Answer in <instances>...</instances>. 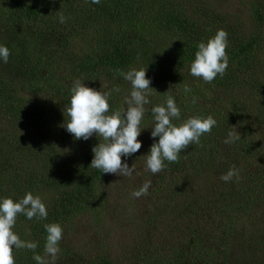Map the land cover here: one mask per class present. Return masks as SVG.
Instances as JSON below:
<instances>
[{"label":"trees","instance_id":"16d2710c","mask_svg":"<svg viewBox=\"0 0 264 264\" xmlns=\"http://www.w3.org/2000/svg\"><path fill=\"white\" fill-rule=\"evenodd\" d=\"M10 1L14 10L6 19L10 20L8 28L4 24L8 33L5 46L10 49V57L7 63L0 59V198L10 197L18 202L26 193L32 192L45 203L46 219L29 220L20 214L14 226L22 240L28 236L37 242L36 253L45 245L47 233L44 224H63L81 212L94 214L100 194L98 183L106 176L101 170L90 167L94 158L92 149L100 142L98 137L94 134L88 140H75L61 127L66 119L63 109L70 102L73 81L80 79L92 85L98 80L110 79L113 87L125 81L117 69L126 72L155 52L152 45L143 46L139 40L145 29L141 28L139 11L135 13L131 5L138 0H101L99 4H93L91 0H45V6L40 5L41 0ZM53 1L56 2L50 3ZM151 1L146 0V3H150L149 13L157 27V36L164 38L161 47L175 40L172 47L174 65L172 58L170 61L167 57L161 58L159 63L153 57L146 59L151 69L164 77L170 79L176 73L171 79L174 88L170 94L182 117L173 123L179 124L189 117L208 116L217 122L210 133L201 136L199 144H191L180 153L178 163L165 161L164 170L154 176L155 189L166 185L164 191L168 192V173L173 172V168L178 169L180 164L191 167L195 162L194 176L203 170L210 173L209 191L202 206L203 216H215L211 218L212 228L220 231L214 232L213 236L210 233L214 248L206 261L226 264L230 243L242 246L247 232V240L251 243L248 215L251 208L259 206L262 209L264 204V162L255 166L243 164L245 153L250 149L249 142L243 139L238 142L239 147L235 143L231 147L227 144V152L217 161L213 158L206 160V154L213 157L216 143L226 138L228 123L235 122V117L240 116L238 112L251 110L230 96L228 91L235 81L238 86L252 82L251 79L255 78L251 73L253 68H264V0H256L258 4L250 8L251 30L224 29L228 33L226 52L229 65L223 77L218 75L211 83L193 77L190 70L188 74H178L180 68L191 65L198 43L206 42L218 30L205 24L201 16L196 18L197 13H191V16L185 13L182 18V8L179 9L172 0ZM69 8L74 10L73 14ZM61 13L67 17L65 23H60ZM168 13L172 17L164 16ZM75 43L79 46L76 47ZM190 75L195 83L188 85L191 92L185 94L182 89ZM98 88L101 91L112 89H102L99 84ZM193 96L197 98L196 103L192 102ZM208 96L215 101L211 102ZM259 104L256 121L260 132L256 133L262 134L264 99ZM57 107L61 111L56 110ZM233 165L239 170V178L234 177L230 182L221 180V174ZM160 213L156 212L153 218ZM153 218L149 217L147 223ZM201 227L163 254L162 263L194 264L196 260L204 261V253H199L202 246L199 245L210 230L208 226ZM260 236L264 243V230ZM262 247V258L245 263L264 264ZM29 251L34 254L33 250ZM14 256L15 264H37L35 260L22 261L19 252L14 251ZM48 257L51 264L52 258ZM55 264L114 263L105 255H97L88 263L82 262L60 248Z\"/></svg>","mask_w":264,"mask_h":264},{"label":"rangeland","instance_id":"374dc122","mask_svg":"<svg viewBox=\"0 0 264 264\" xmlns=\"http://www.w3.org/2000/svg\"><path fill=\"white\" fill-rule=\"evenodd\" d=\"M149 1L150 3L152 2L151 0ZM153 1L165 2L163 0ZM171 2H175L179 9L182 8V18L185 17V13L186 16H191V13L192 15L197 13L195 14L196 18L201 16L205 24L212 25L216 30L234 29L239 32L251 30L252 25L248 19V14L250 8L258 4L256 0H172ZM149 4L146 3V0H138L135 3H131L135 13L139 11L140 25L141 28L145 29L139 40L143 43V46L152 45V48H154L153 53L155 52L149 58L139 61V65L135 63L133 66L138 70L147 69V78L151 80L150 87L153 88L150 90L151 94L149 96L151 103L145 106L146 112L141 123L143 130L138 137L142 141L141 149L129 157H122V162H126L129 167L135 163L137 172L140 174L134 173L131 179L115 174H106L104 180L98 183V192L100 194H98L99 197L96 201L94 214L81 212L76 217L60 224L63 228V237L59 242V248H64L77 260L87 263L91 262L97 255H105L114 264H163V254L170 252L171 247L180 242V240L187 239L192 231H199L198 228H202V225L208 226L210 230V232L207 231L208 234L199 245L202 246L199 247V253H204L203 257L205 260H196L194 264H215L213 260H206L214 248L210 233L212 232L213 236L214 232L220 230L219 228H212L213 222L211 218L215 216L205 218L203 216L204 209H202L205 196H207V191H209L208 181L210 177L208 175L210 173L203 170L194 176L196 170L195 162L191 167L180 164L177 166L178 169L173 168L174 171L168 173V192H166L164 191L166 185L155 189V177L150 172L143 171L144 158L142 156L148 154L150 146L154 143V139L151 137L153 117L150 109L154 105L166 102V96L170 93L165 92L170 88V92L172 91L174 81L171 79L176 76L175 73L170 79L164 77L159 71L152 70L148 64L147 60L152 57L158 63L162 60L161 58L167 57L168 61L172 58V65H174L172 47L175 44V40H172L170 45L161 47L164 44V38L157 36V27L154 21L151 20ZM40 5L45 6V0H41ZM262 8L264 9V4ZM69 9L73 14L74 10ZM12 10H14V6L10 0H0V45L5 46L6 44L8 33L5 32L4 24L8 28L7 22L10 20L6 19ZM135 13L134 20L136 18ZM164 16L172 17L169 13ZM262 36L264 39V23L262 24ZM79 38L81 39V37ZM75 46L77 47L79 44L75 43ZM257 69L255 67L251 71L255 75V78L251 79L252 82L249 83L248 81V84H242L241 86H238L237 81L230 84L231 90L228 91V94L238 99L240 103L249 106L251 110L238 112L240 116L235 117V122L230 121L225 131L227 135L228 131L235 126L234 130L239 133L240 139L249 142L250 149L246 147L248 152L245 153L243 164L253 166L264 162V131L262 129V134L256 133L257 131L260 132L258 121H256V108L261 106L259 103L264 99V68L262 70ZM189 70L190 66L188 64L186 67L180 68L178 75L188 74ZM193 80L191 75L187 76L184 84L187 86L193 84L195 83ZM112 82L113 80L104 79L103 82L98 80L92 85L85 84L96 90H99L98 84L100 88L106 90L118 87L120 91L113 92L109 98L110 110L115 111L121 107H126L124 99L130 96L131 84L125 80L112 87ZM184 87L182 91H184ZM159 93L160 95H158ZM210 99L211 102L215 101L212 97ZM60 109L59 107L56 108L58 111H61ZM181 117L182 113L180 112L179 120H181ZM245 133L247 134L243 136ZM240 139L235 142L238 147ZM223 141L224 139H221L216 143L213 157L206 154V160L213 158L217 161L219 157L227 152V144ZM210 144L207 145V148L210 147ZM231 145L228 144V147H231ZM147 180L152 181L149 194L141 198H134L131 195L132 191L139 188ZM160 211L161 213L158 217L153 218L154 214ZM149 217L153 219H150L149 223H147ZM248 219L251 222L249 229L252 236L250 238L251 243L249 244L247 240V238L249 239L248 232L244 236V244L242 246L236 242L230 243L227 250L226 264L253 263L255 260L262 258V246H264V243L260 235L262 230H264V204L262 203V209L259 206L251 208ZM24 241H31V239L26 236ZM14 251L19 252L22 256L20 257L21 260L26 263L34 260V254H30L29 249L14 248ZM35 254H39L42 257L45 256L44 246ZM46 258L49 260V257Z\"/></svg>","mask_w":264,"mask_h":264},{"label":"clouds","instance_id":"9594fccd","mask_svg":"<svg viewBox=\"0 0 264 264\" xmlns=\"http://www.w3.org/2000/svg\"><path fill=\"white\" fill-rule=\"evenodd\" d=\"M93 4H99L101 0H91ZM66 17L60 14V23H65ZM228 47V33L219 29L216 34L206 42H199L195 58L190 65V74L200 78L206 83H211L218 75L223 77L229 58L226 52ZM10 57V49L0 45V59L7 63ZM123 78L130 82V96L125 97L124 104L115 111H110L109 98L113 92L120 89L113 88L109 91L96 90L86 86L80 79L73 81L71 86L70 102L64 106L65 121L61 125L75 140H88L94 134L99 143L93 147L94 158L90 167L101 170L103 174H115L121 177L133 178L137 172L136 164L131 167L122 162V157H129L137 153L142 147V141L138 139L142 132L141 123L146 112V105L150 104L151 80L147 78V69L131 68L127 72L116 70ZM171 89V88H170ZM170 89L165 93H170ZM185 94L191 92V88L185 85ZM196 103L197 98L192 97ZM153 117L151 137L159 138L150 146L148 154L144 158V172H150L153 176L162 172L165 161L178 163L180 153L191 144H199L200 138L210 133L216 125L212 116L189 117L179 124L173 120L180 119V108L171 94L166 96L164 104H157L150 109ZM231 128L225 144H233L240 139V135ZM239 178V170L235 165L221 174L220 179L230 182L233 178ZM152 185L151 180L145 181L139 188L132 191L134 198H141L149 194ZM23 214L27 219L44 220L48 216L45 203L40 196H34L32 192L18 202L12 198H0V264H15L14 248H26L33 250V259L37 264H49L46 257L50 256L51 264H55L60 251L59 242L63 237V228L59 223H46V239L44 245L45 256L35 254L37 242L21 240L14 231L18 215Z\"/></svg>","mask_w":264,"mask_h":264}]
</instances>
